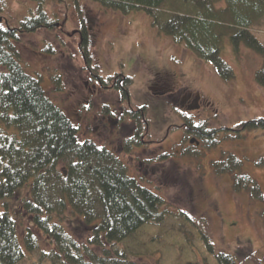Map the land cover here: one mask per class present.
I'll use <instances>...</instances> for the list:
<instances>
[{
  "label": "rangeland",
  "instance_id": "374dc122",
  "mask_svg": "<svg viewBox=\"0 0 264 264\" xmlns=\"http://www.w3.org/2000/svg\"><path fill=\"white\" fill-rule=\"evenodd\" d=\"M42 9L52 22L60 24L17 34L13 39L26 71L40 76L49 98L79 126L81 139L92 138L115 151L133 176L157 188L166 201L164 220L142 226L127 241L129 250L149 262L140 260L142 264H219V252L230 253L239 264L255 263L254 259V263L247 261L248 254L263 257L264 202L253 199L247 190H235L232 173L219 174L214 169V161L234 155L242 161L240 170L264 190V163H260L264 130H222L264 118V88L255 79L263 57L245 44L235 48L228 39L222 56L235 75L224 79L213 62L158 30L142 10L124 14L96 0H44ZM39 11V0H0V16L13 28ZM83 22L89 28L87 53L99 73L130 76L133 106L147 105L145 117L150 125L144 144L126 150L129 133L124 139L118 137L108 122L101 121L102 104H117L119 98L117 92L90 95L85 82L91 80L78 48L77 29ZM94 25L98 31L93 30ZM253 29L264 42V21ZM142 56L152 72L164 71L172 77L177 98L150 93L147 85L154 75L140 68L137 61ZM188 92L191 99L200 94L211 105L189 111L180 103V97ZM88 100L92 108L85 106ZM189 118L197 125L222 130L215 137L217 143L193 145L184 126ZM66 224L82 241L83 229L71 227L69 221ZM203 235L208 236L213 251ZM49 249L42 244L43 252ZM40 255L35 251L33 256L36 260ZM21 264L33 262L26 258Z\"/></svg>",
  "mask_w": 264,
  "mask_h": 264
},
{
  "label": "trees",
  "instance_id": "16d2710c",
  "mask_svg": "<svg viewBox=\"0 0 264 264\" xmlns=\"http://www.w3.org/2000/svg\"><path fill=\"white\" fill-rule=\"evenodd\" d=\"M96 1L124 14L144 11L158 30L213 62L224 79L235 75L222 56L226 41L230 39L235 48L245 44L263 57L255 79L264 88V42L253 29L264 21V0ZM43 5L39 0V15L21 21L25 31L35 32L43 25L53 29ZM14 32L0 26V264H21L26 258L33 264L149 263L130 251L127 241L142 226L164 220V197L133 176L115 151L92 138L81 139L79 126L49 98L40 76L26 71L13 43ZM82 45L85 50L90 46L86 39ZM138 124L140 129L143 123ZM195 125L190 121L186 131L205 137L212 146L222 130H264V118L244 121L234 130ZM132 143L141 144L132 140L125 149L130 150ZM241 163L230 155L214 161V169L232 173L235 190H247L264 202V190L240 170ZM67 221L83 229L82 241ZM203 236L213 251L208 236ZM42 244L50 249L43 252ZM35 251L41 253L36 260ZM216 257L219 264H239L230 253ZM247 261L264 264V256L248 254Z\"/></svg>",
  "mask_w": 264,
  "mask_h": 264
},
{
  "label": "flooded vegetation",
  "instance_id": "af4514ba",
  "mask_svg": "<svg viewBox=\"0 0 264 264\" xmlns=\"http://www.w3.org/2000/svg\"><path fill=\"white\" fill-rule=\"evenodd\" d=\"M53 24L54 27L58 26L60 23L54 22ZM86 23L83 22L82 24L80 23L79 28L77 29V33L79 35V52L81 56L84 59V70L87 72L88 78L91 80H87L86 86L90 90V95H100L102 93H109V92H117V98H119V102L117 104H111L108 102H105L102 104L101 108L103 109V115L101 121L108 122L111 125V130L113 133H115L118 137H122L129 142L132 140L140 141L141 144H144L145 141V132L148 130V127L150 123L147 121L145 117V112L147 105H137L133 106L132 102V95H131V81L132 78L130 76H125L122 73H115V74H110L109 76L105 77L101 75L98 71L97 65L93 62V59H88L87 52L89 48L84 49L82 42L84 39L90 42V37L87 35L89 28L88 26L85 25ZM4 25H6V28H9L11 31H14L13 29L16 30V35L18 34H24L27 33L21 26H16V27H11L9 26L8 20H5L3 22V17L0 16V26L4 28ZM93 28L94 31H98L96 28V25ZM42 29H48L46 25H43ZM63 32L64 29H61ZM18 38V37H17ZM87 51V52H86ZM91 56V54H90ZM146 57L142 56L140 57V60L137 61L138 64H140V68L143 69V67L147 71L151 72V78L150 81L148 82L147 88L149 89L150 93L151 91L153 92L152 95H163V96H168V98H177L175 96V91H173V83H172V77L164 71H157V72H152L151 69H149L147 65V60L145 59ZM128 78H130L128 80ZM92 84V85H90ZM95 93V94H93ZM192 96L191 92H188L186 95H182L180 97V103L181 104H186L187 108L190 109L189 111L192 110H198L204 106V104H209L211 105L208 101L205 102L201 98L200 94H196V97L194 99H191L190 97ZM90 100L85 101V106L87 108H92V104L89 103ZM121 103V104H120ZM125 103L129 106H126ZM142 121L143 124H140L142 127L139 129V122ZM185 126V125H184ZM197 126V124L195 125ZM172 127V126H171ZM170 127V128H171ZM231 129V128H229ZM232 130V129H231ZM234 130V129H233ZM140 131V132H139ZM170 131V129H169ZM169 133V132H168ZM188 136L191 137H196L199 143H194L193 145L199 146L202 144V141H205V137L203 136H196L193 134H188ZM190 141V139H189ZM139 145L132 143V147H137Z\"/></svg>",
  "mask_w": 264,
  "mask_h": 264
},
{
  "label": "water",
  "instance_id": "95a60500",
  "mask_svg": "<svg viewBox=\"0 0 264 264\" xmlns=\"http://www.w3.org/2000/svg\"><path fill=\"white\" fill-rule=\"evenodd\" d=\"M195 142H197L198 143V141L196 140V139H191V143H195Z\"/></svg>",
  "mask_w": 264,
  "mask_h": 264
}]
</instances>
